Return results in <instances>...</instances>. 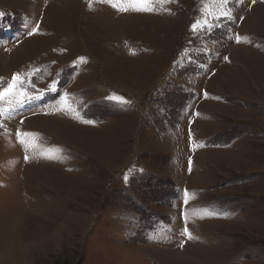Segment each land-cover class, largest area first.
Listing matches in <instances>:
<instances>
[{
    "label": "rangeland",
    "instance_id": "374dc122",
    "mask_svg": "<svg viewBox=\"0 0 264 264\" xmlns=\"http://www.w3.org/2000/svg\"><path fill=\"white\" fill-rule=\"evenodd\" d=\"M117 1L0 0V264H264V0Z\"/></svg>",
    "mask_w": 264,
    "mask_h": 264
},
{
    "label": "snow or ice",
    "instance_id": "6c2138e0",
    "mask_svg": "<svg viewBox=\"0 0 264 264\" xmlns=\"http://www.w3.org/2000/svg\"><path fill=\"white\" fill-rule=\"evenodd\" d=\"M253 2H255V0H253ZM148 3H149V0H131V4L133 6V10H136V11H152V9L147 6ZM223 3L227 4L228 0H223ZM119 10L127 11L128 9L127 8H121ZM222 15L230 18V13H228V12H224V13H222ZM207 25H208L207 21H205L204 24H200V22L198 21L196 24H194L192 26V28H193V31H196L198 29V26L200 28H203V27H205ZM19 80H20V77H19L18 74L13 76V82L10 85V87L7 90H5L4 92H0V100H2L3 97L7 96L9 93L13 92V90L16 88L17 82ZM20 95L23 96V92H21ZM19 102L22 103L23 100H21ZM8 111H10V109H0V115H3V114H5ZM89 123H91V122H89ZM26 159H27V157H26ZM125 179H127V177H125ZM189 238H191L190 235H189Z\"/></svg>",
    "mask_w": 264,
    "mask_h": 264
},
{
    "label": "trees",
    "instance_id": "16d2710c",
    "mask_svg": "<svg viewBox=\"0 0 264 264\" xmlns=\"http://www.w3.org/2000/svg\"><path fill=\"white\" fill-rule=\"evenodd\" d=\"M57 264H63L62 262H59V263H57Z\"/></svg>",
    "mask_w": 264,
    "mask_h": 264
}]
</instances>
